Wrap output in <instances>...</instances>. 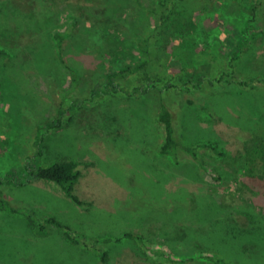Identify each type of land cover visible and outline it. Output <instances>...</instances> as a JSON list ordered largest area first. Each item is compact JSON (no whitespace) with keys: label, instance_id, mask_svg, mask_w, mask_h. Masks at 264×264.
Here are the masks:
<instances>
[{"label":"rangeland","instance_id":"obj_1","mask_svg":"<svg viewBox=\"0 0 264 264\" xmlns=\"http://www.w3.org/2000/svg\"><path fill=\"white\" fill-rule=\"evenodd\" d=\"M157 1L0 0V47L10 54L0 69V175L23 167L39 128L55 118L62 125L44 129V166L83 163L76 186L83 204L54 183L0 187V197L46 222L42 233L31 217L0 211V264H214L209 255L264 264V159L252 154L264 148V0H252L255 19L249 9L228 10L229 0H176L173 10L187 17L178 36L160 26L151 11ZM252 19L255 38L232 73L223 55L238 47L237 24ZM58 32L68 34L62 55L75 82L59 58ZM140 39L151 53L145 74L181 85L165 94L176 136L193 148L180 149L179 161L160 152L158 89L92 96L141 59ZM194 68L227 81L190 91ZM244 77L258 88L228 83ZM119 81L142 84L144 75ZM53 217L87 245L72 243ZM221 227L237 232L234 243L218 240Z\"/></svg>","mask_w":264,"mask_h":264},{"label":"trees","instance_id":"obj_2","mask_svg":"<svg viewBox=\"0 0 264 264\" xmlns=\"http://www.w3.org/2000/svg\"><path fill=\"white\" fill-rule=\"evenodd\" d=\"M176 3V0H158L156 7L153 8L151 11L155 13L160 20L162 21L163 25H160L164 28V31L167 33L172 32L174 30L178 36L179 33L184 34V24L182 23L183 18L187 19L184 12H181V10L174 11L173 10V4ZM230 7L228 8H235V9H249V13L252 16L253 19L256 18V15L259 11V8L257 4L252 2V0H229ZM168 15V19L166 16ZM220 18H225L222 13L219 15ZM181 17V18H180ZM251 20L248 22V26L242 27L241 25L237 24L240 31L238 32L237 39L239 40L238 47L235 51L229 54L223 55L225 58H230V68L232 69V73L236 72V61L241 57L242 54L245 53L248 46H250L251 42L253 41L254 33H252L255 26L252 24L255 20ZM168 20V21H167ZM189 20H191V17H189ZM195 20H197V16H195ZM203 19L200 17L196 21L197 26H201L203 24ZM169 22V23H168ZM182 29V30H181ZM108 31V29H106ZM66 33L58 32L55 35L56 40V46L58 48V55L60 60L64 63L65 67L68 69L69 74L71 76V79L75 82L78 78L77 72L72 69L69 65H67L63 58V43L65 39L67 38ZM103 35V34H102ZM104 36H107L104 33ZM172 36V35H171ZM115 37V36H114ZM109 38V37H108ZM111 41V39L109 38ZM141 40V39H140ZM191 40V39H190ZM189 40V41H190ZM149 40H141L140 43L144 44V53L141 59L129 63L125 66V68H122L121 70L112 73L108 76V83L104 87V89L97 90L94 89L92 91L93 97H99V96H106L111 95L114 93H134V94H147L151 89H158L162 94V101L160 105V111L158 114L159 122L162 124L163 131H164V140L163 143L160 146V152L163 155H173L175 157V160L179 161L178 158V152L180 149H185L187 151H192L193 148L189 147L185 143H183L177 136H176V128L174 123V114L170 107L168 106V103L166 102L165 94L171 89V88H180L181 85L177 84L175 82L173 83H164L161 85H158L155 80L149 75L145 74L144 69L147 67L148 62L150 61L149 58H151L150 50L148 49V43ZM193 40H191V45L193 44ZM149 56V57H148ZM10 57L9 52H7L5 49L0 47V69L3 67L4 63L8 61ZM200 70V71H199ZM194 68V71H197L195 76H191L192 78H196L195 80H190L188 82V85L190 87V91L193 89H200L201 87H214L216 86V83H221L227 81L224 77V73L214 74V72H204L202 69ZM144 75V82L142 84H134L132 86H127L125 84H122L119 80H123L125 82L135 81L136 78ZM194 75V74H193ZM258 80L255 78H235L234 81H230L228 83H233L236 86H239L243 89L252 90L258 88V85L256 84ZM260 82H264V80H260ZM187 84V83H186ZM185 84V85H186ZM62 125V122L60 119L55 118L53 121L48 122L47 124H44L42 127L39 128L37 135H36V141L35 145L33 147V151L29 154H27L23 160V167L18 169H12L7 171L5 174L0 175V187L1 186H14V187H24L27 185H30L34 182H48V183H54L60 186V188L63 190L65 195L73 200L74 202L78 204H83V202L79 199V197L76 194V186L79 183V180L82 176V170L81 165L83 164L81 161L75 160V159H63L61 161H56L48 166H44L42 159L44 156V150H45V141H46V135L45 130H48L50 128H60ZM208 145V146H207ZM204 146H207L211 148L214 152L223 155L222 152H220L216 147L213 145L207 144ZM253 153H257L261 155V157L264 159V148L258 146L254 149ZM256 170V169H254ZM252 170L251 172L253 173ZM260 173H264V164L259 169ZM0 211L5 212L6 214H13L18 215L27 218H30L32 220V224L35 226L37 230H40V232L44 233L46 228V222L39 221L31 216V213L28 212L25 209H21L20 207L14 205L9 199L0 197ZM50 221L54 222L57 226L64 229L65 236L68 238L72 243L74 244H85L83 240L76 237L75 234L72 232V230L59 222L56 218H50ZM221 227L218 230L220 231L221 238L218 240H221L223 243L228 244V242L234 243V239L236 238L237 232L234 231V229ZM217 230V231H218ZM246 233L247 231L244 230ZM235 236V238H233ZM224 237V239H223ZM225 237H228L226 239ZM111 241L110 239L107 240V242ZM87 245V244H85ZM96 251L99 250L98 248H93ZM101 252V251H100ZM102 255H104V259L107 255L106 252H102ZM207 259H210L214 261V264H229L226 262V260L218 255H209ZM186 261L184 260H174V264H186Z\"/></svg>","mask_w":264,"mask_h":264}]
</instances>
